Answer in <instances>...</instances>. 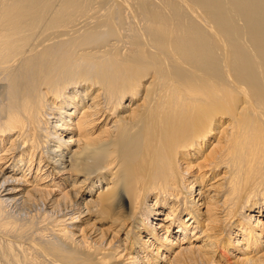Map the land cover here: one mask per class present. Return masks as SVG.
<instances>
[{"label": "bare ground", "instance_id": "obj_1", "mask_svg": "<svg viewBox=\"0 0 264 264\" xmlns=\"http://www.w3.org/2000/svg\"><path fill=\"white\" fill-rule=\"evenodd\" d=\"M0 264H264V0H0Z\"/></svg>", "mask_w": 264, "mask_h": 264}]
</instances>
